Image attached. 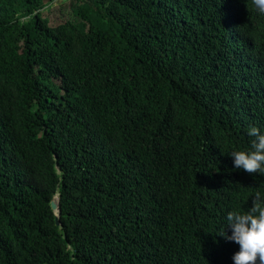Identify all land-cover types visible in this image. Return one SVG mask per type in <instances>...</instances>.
Returning a JSON list of instances; mask_svg holds the SVG:
<instances>
[{
    "label": "trees",
    "instance_id": "trees-1",
    "mask_svg": "<svg viewBox=\"0 0 264 264\" xmlns=\"http://www.w3.org/2000/svg\"><path fill=\"white\" fill-rule=\"evenodd\" d=\"M63 1L0 0V264H234L227 214L264 194L230 156L264 131V14L69 0L52 26Z\"/></svg>",
    "mask_w": 264,
    "mask_h": 264
},
{
    "label": "clouds",
    "instance_id": "clouds-1",
    "mask_svg": "<svg viewBox=\"0 0 264 264\" xmlns=\"http://www.w3.org/2000/svg\"><path fill=\"white\" fill-rule=\"evenodd\" d=\"M252 3L259 13L264 14V0H252ZM247 135L252 138L250 147L230 153L234 167L249 174L264 175V131L251 126ZM228 228L231 235L226 231ZM219 235L239 245L232 257L234 264H264V194L257 191L247 210L230 211Z\"/></svg>",
    "mask_w": 264,
    "mask_h": 264
},
{
    "label": "rangeland",
    "instance_id": "rangeland-1",
    "mask_svg": "<svg viewBox=\"0 0 264 264\" xmlns=\"http://www.w3.org/2000/svg\"><path fill=\"white\" fill-rule=\"evenodd\" d=\"M68 2L69 0L60 2L58 4L54 3V5L43 12V16L49 20L52 26L69 19H74L71 5Z\"/></svg>",
    "mask_w": 264,
    "mask_h": 264
},
{
    "label": "water",
    "instance_id": "water-1",
    "mask_svg": "<svg viewBox=\"0 0 264 264\" xmlns=\"http://www.w3.org/2000/svg\"><path fill=\"white\" fill-rule=\"evenodd\" d=\"M55 197H57V199L55 200ZM50 206L51 209L55 215V224H59L58 221V215H59V205H58V196H53V198L50 201Z\"/></svg>",
    "mask_w": 264,
    "mask_h": 264
},
{
    "label": "bare ground",
    "instance_id": "bare-ground-1",
    "mask_svg": "<svg viewBox=\"0 0 264 264\" xmlns=\"http://www.w3.org/2000/svg\"><path fill=\"white\" fill-rule=\"evenodd\" d=\"M57 199V197H55V200Z\"/></svg>",
    "mask_w": 264,
    "mask_h": 264
}]
</instances>
